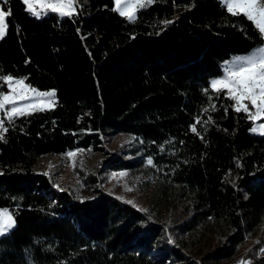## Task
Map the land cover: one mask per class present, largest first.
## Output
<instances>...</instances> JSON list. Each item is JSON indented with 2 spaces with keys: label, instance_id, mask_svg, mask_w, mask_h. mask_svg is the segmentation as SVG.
Instances as JSON below:
<instances>
[{
  "label": "trees",
  "instance_id": "obj_1",
  "mask_svg": "<svg viewBox=\"0 0 264 264\" xmlns=\"http://www.w3.org/2000/svg\"><path fill=\"white\" fill-rule=\"evenodd\" d=\"M77 1L71 17L0 4V75L56 93L51 109L5 120L0 208L15 226L0 264H221L241 250L264 264V136L210 87L264 38L218 0H154L134 22L114 0ZM117 135L130 138L121 155L77 169L84 196L37 173L47 156L105 155L100 140ZM102 173L136 175L147 203L101 190Z\"/></svg>",
  "mask_w": 264,
  "mask_h": 264
},
{
  "label": "snow or ice",
  "instance_id": "obj_2",
  "mask_svg": "<svg viewBox=\"0 0 264 264\" xmlns=\"http://www.w3.org/2000/svg\"><path fill=\"white\" fill-rule=\"evenodd\" d=\"M8 2L9 0H0V4ZM114 2L115 7L112 10L126 17L129 22H134L136 12L150 5L154 0H114ZM22 3L26 5V10L37 18L48 12L57 13L60 17H71L77 10V0H22ZM222 3L232 16H244L264 38V0H222ZM10 14V9L5 11L0 7V39L6 35L8 27L6 17ZM225 67L223 77L210 81L211 89L217 95L223 92L225 99L233 101L231 107L235 112L243 111L256 125L252 131L259 130V133L264 135V123H257L264 120V45L257 46L247 55L234 57L231 62L226 61ZM0 80L6 82L9 89L5 93L3 85H0V140H3V134L8 131L5 127V119L8 123H12L15 118L50 108L54 104L56 93L55 90L38 91L30 84H25L26 78L14 80L10 74L0 75ZM212 109L215 110L214 105ZM207 111L208 109H205V112ZM199 122L197 120V123ZM192 131L196 132L195 124L192 126ZM77 151H70L66 155L71 160L77 155ZM148 164H152L151 159L148 160ZM44 174L48 175V173ZM14 226L15 214L7 208H0V234L7 233ZM240 264L243 262L241 261Z\"/></svg>",
  "mask_w": 264,
  "mask_h": 264
},
{
  "label": "rangeland",
  "instance_id": "obj_3",
  "mask_svg": "<svg viewBox=\"0 0 264 264\" xmlns=\"http://www.w3.org/2000/svg\"><path fill=\"white\" fill-rule=\"evenodd\" d=\"M218 1L222 3V0H218ZM22 4L24 5L26 9V5L24 3ZM78 7H79V3L77 1L76 8ZM114 7H115V2H114ZM48 13H52V12H48ZM124 18L127 21H129L126 17ZM254 49H252L247 54L251 53ZM247 54H244V55H247ZM244 55H239V56H244ZM235 57H238V56H235ZM233 58L229 62H231ZM0 85H3L4 87L3 91L7 93L9 90L7 83L2 80ZM46 91H49V90H46ZM54 102H55V98H54ZM53 106L54 104L50 108H47V109H51ZM257 123H264V120L259 121ZM255 126L256 125L252 122L249 133L252 135L264 136L259 133V130L255 132L252 131L253 127ZM129 140L130 138L125 135H117L109 139H101L100 146L103 148L105 155H102L101 152L91 151L90 149H88L86 151H77V155L73 157L71 160L67 157L66 154L60 155V156L44 157L40 161L39 167L37 169V173H40L42 175H45L44 173H48V175L46 176H50L51 179L54 180V183H53L54 187H57V185L58 187L70 186L74 188L76 191L81 192V195L84 196V193L82 194V188L80 187V184L78 182L77 169L91 171L95 167H98L99 170H101L103 167L104 158H112L116 155H121L126 150V145L129 142ZM73 163H75V167H73ZM100 177L104 178L103 184H100V183L97 184V187L100 188L101 190L103 189L106 190L108 188L109 191L106 190V192H110L111 195L117 198H120L121 200H124V201H133L138 204L140 203L141 205H145L147 203L149 194L151 192V188L149 189L144 188L143 186L138 184L137 182L139 181L136 175L134 176L131 173L127 174V176L121 175V174L102 173L100 174ZM128 179H131V181H129ZM7 233L0 234V237L6 235ZM217 244H218L217 242H213L210 245V247L206 249L205 251L208 252V251L213 250L217 246ZM187 256H189L188 253H187ZM195 260L198 264H200L199 258H195ZM241 261L243 262V251L242 250L239 251L236 257H234L233 259L229 261H223L221 262V264H240ZM243 264L245 263L243 262Z\"/></svg>",
  "mask_w": 264,
  "mask_h": 264
},
{
  "label": "built area",
  "instance_id": "obj_4",
  "mask_svg": "<svg viewBox=\"0 0 264 264\" xmlns=\"http://www.w3.org/2000/svg\"><path fill=\"white\" fill-rule=\"evenodd\" d=\"M5 9H7V4H1ZM226 71V67L224 66L223 69H222V74L224 76V73Z\"/></svg>",
  "mask_w": 264,
  "mask_h": 264
},
{
  "label": "crops",
  "instance_id": "obj_5",
  "mask_svg": "<svg viewBox=\"0 0 264 264\" xmlns=\"http://www.w3.org/2000/svg\"><path fill=\"white\" fill-rule=\"evenodd\" d=\"M56 15H58L57 13H55ZM35 16V15H34Z\"/></svg>",
  "mask_w": 264,
  "mask_h": 264
}]
</instances>
